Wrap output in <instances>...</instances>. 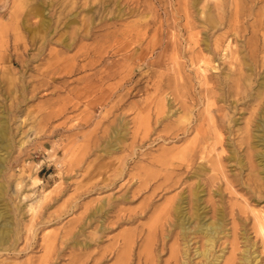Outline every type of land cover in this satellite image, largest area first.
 <instances>
[{"label":"rangeland","instance_id":"obj_1","mask_svg":"<svg viewBox=\"0 0 264 264\" xmlns=\"http://www.w3.org/2000/svg\"><path fill=\"white\" fill-rule=\"evenodd\" d=\"M236 1L233 37L231 0H0V264H264V3Z\"/></svg>","mask_w":264,"mask_h":264},{"label":"bare ground","instance_id":"obj_2","mask_svg":"<svg viewBox=\"0 0 264 264\" xmlns=\"http://www.w3.org/2000/svg\"><path fill=\"white\" fill-rule=\"evenodd\" d=\"M246 2H249V3H252V4H256V3H264V0H246ZM221 5V4H220ZM231 5L233 6V11H232V28L234 30L233 32V37H235L239 31L237 29V27H235L234 23L235 21L237 20L239 14L242 16L245 14L246 12V8L242 6V3H239L238 1L236 0H231ZM219 7L217 6V9ZM224 8V6H223ZM249 9V8H248ZM250 11V10H249ZM248 12V11H247ZM225 13V11H224ZM38 15V14H37ZM245 16V15H244ZM224 17V16H223ZM264 14H262V16H258L255 24L253 26H251V31H252V34H253V37L249 40V41H246L245 42V48L248 52V54L252 55V54H256V52H260V51H264V45L263 44H257V42L253 41L254 39L256 41H259L260 40V36L258 35V32H260L261 30L264 31ZM221 18V17H220ZM226 18V17H225ZM222 20V18H221ZM224 20V19H223ZM214 21V20H213ZM220 21V20H219ZM224 22V21H223ZM45 24L46 22L44 20H42L41 22V25L42 24ZM226 23V22H225ZM228 23V22H227ZM226 23V24H227ZM218 27V26H217ZM230 27V26H229ZM253 29V30H252ZM224 44V43H223ZM230 44V42H229ZM227 45V44H226ZM225 47V46H224ZM230 46L227 45V49H229ZM254 56V55H252ZM198 69V68H197ZM205 69L201 70L203 72V74L205 73L204 71ZM259 96V95H258ZM262 112V111H261ZM260 116V115H259ZM262 116H260L259 118H261ZM263 119H261L262 121ZM3 123H6L5 121ZM259 123V122H258ZM5 127V126H4ZM256 129L257 127L260 128V124L256 125L255 126ZM258 130V129H257ZM4 128L1 127L0 128V147H3V144H1L3 141H4V138H3V134H4ZM258 131H262L261 136L259 137L258 136V139L261 140L264 144V132H263V129L261 128L260 130ZM7 144V143H5ZM9 144V143H8ZM6 146V145H5ZM7 148V147H5ZM6 150V149H5ZM37 182V181H36ZM1 186V185H0ZM1 189V188H0ZM1 215V214H0ZM262 218V217H261ZM258 221L260 220L259 218L257 219ZM262 221V224L258 223L260 226V231L262 233V235H264V225H263V220H260ZM257 222V221H256ZM186 223H188L187 221L185 222V220L182 218H180V222H179V227L181 228L180 230H182V233H186L188 230H187V226L185 225ZM189 229V228H188ZM198 230V232L204 234V236L206 237V242L207 243H212L214 241V238L216 237V235L219 233V229H220V223L219 222H212L210 223V225H204V224H199L197 228H195V230ZM259 229V228H258ZM8 226L7 225H3V226H0V245L2 243H4L5 241V238L7 236V232H8ZM264 240V239H263Z\"/></svg>","mask_w":264,"mask_h":264}]
</instances>
